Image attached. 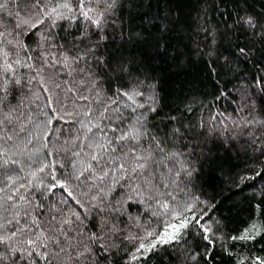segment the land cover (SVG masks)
Segmentation results:
<instances>
[{"label": "trees", "instance_id": "obj_1", "mask_svg": "<svg viewBox=\"0 0 264 264\" xmlns=\"http://www.w3.org/2000/svg\"><path fill=\"white\" fill-rule=\"evenodd\" d=\"M0 5V264H264V0Z\"/></svg>", "mask_w": 264, "mask_h": 264}, {"label": "snow or ice", "instance_id": "obj_2", "mask_svg": "<svg viewBox=\"0 0 264 264\" xmlns=\"http://www.w3.org/2000/svg\"><path fill=\"white\" fill-rule=\"evenodd\" d=\"M85 2L86 0H79V5H80V14L85 18V19H91V17L89 16V12L92 11V9H88L87 11L84 10V5H85ZM88 3H91V0H87ZM37 3H39V0H37ZM67 3H65L63 5V7H67ZM0 7H3V5H0ZM53 12L56 11V9H52ZM94 23H96L97 25H99V20H96V21H93ZM3 33H0V36H2ZM0 54L6 56L7 53H3L2 50H0ZM7 68H11V65H8ZM7 70V69H6ZM131 99V97H129ZM0 123H2V121H0ZM132 134L129 133L128 135H125L123 137H121L122 139H128L129 136H131ZM134 138V137H133ZM56 185H54L55 187ZM61 187H63V185H59ZM70 195V193H69ZM169 227L175 229L176 226L175 225H170ZM180 227H185V224H181ZM167 234V233H166ZM148 235H151V233H149ZM168 239L171 240L173 239V236L172 235H168ZM4 241L2 239H0V243H3ZM164 242H167V241H164ZM29 243H32V241H29ZM145 248V245L143 243L140 244V249H144ZM135 258V257H134Z\"/></svg>", "mask_w": 264, "mask_h": 264}]
</instances>
